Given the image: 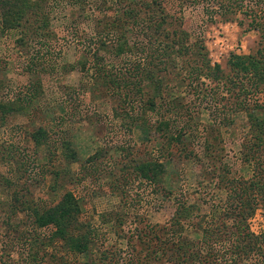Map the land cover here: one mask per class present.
Instances as JSON below:
<instances>
[{
  "label": "rangeland",
  "instance_id": "obj_1",
  "mask_svg": "<svg viewBox=\"0 0 264 264\" xmlns=\"http://www.w3.org/2000/svg\"><path fill=\"white\" fill-rule=\"evenodd\" d=\"M222 2L166 0V9L181 16L178 24L189 42L203 44L211 64H219L227 74L230 54L254 53L259 35L246 30L250 19L236 6L218 13L210 10ZM256 5L258 11L264 9V0ZM44 6L50 15L46 38H29L21 45L18 30L6 31L0 25L1 101L28 92L34 81L27 71L31 61L45 68L40 75L43 91L33 108L0 121V232L9 220L8 207L2 204L14 196L30 207H51L67 191L81 201V216L97 232L99 248L119 250L125 258L129 242L141 250L135 233L148 231L149 225H164L180 202L209 218L225 198L220 180L250 175L242 155L250 130L246 112L233 109L234 100L218 82L201 77V92L196 95L189 94L192 86L178 88L172 82L175 94L184 98L182 104L178 98L175 108L181 114L177 118L175 110L161 112L163 119L172 120V133H181V140L169 142L160 133L149 134V124L159 117L142 112L137 100L122 103L93 91L90 73L80 67L86 56L84 40L101 31L109 19L103 13L112 15L115 1L102 6L100 0H46ZM76 29L83 33L74 36ZM107 59L108 67L120 64L113 57ZM39 127L47 131V138L36 146L31 134ZM64 142H71L76 151L74 161L67 157ZM150 159L165 167L158 186L136 172ZM27 213L19 212L12 221L25 228L30 224ZM250 227L257 234L264 231V211L256 212ZM19 256L11 257L19 260Z\"/></svg>",
  "mask_w": 264,
  "mask_h": 264
},
{
  "label": "trees",
  "instance_id": "obj_2",
  "mask_svg": "<svg viewBox=\"0 0 264 264\" xmlns=\"http://www.w3.org/2000/svg\"><path fill=\"white\" fill-rule=\"evenodd\" d=\"M100 1L102 6L115 1L117 7L115 11L105 7L113 11L112 15L103 13L105 18L109 16L104 27L84 40L86 56L80 67L90 73L93 91L106 96L108 93L122 103L137 100L142 112L159 117L149 124V134L154 131L178 143L181 133H172V120L163 119L161 112L174 111L178 98L181 104L184 100L175 94L171 83L184 89L192 86L189 94L196 95L201 92V77L218 82L234 100L233 109L246 112L250 130L242 155L250 175L220 180L225 198L209 218L193 205L178 203L164 225H149L148 231L135 233L141 250L127 243V258L119 250L102 248L103 245L99 248L98 234L84 222L81 201L72 192H65L61 201L51 207H30L14 196L2 204L8 207L9 220L5 231L0 232V264H264V231L257 234L250 227L256 212L264 211V9H256L263 0H225L217 9H210L218 13L236 6L250 19L246 30L259 35V47L254 53L230 54L227 74L219 64H211L203 44L189 42L188 33L178 24L181 16L167 11L166 0ZM44 3L46 0H0L1 28L18 30L21 45H26L29 38H44L50 29ZM79 33L83 31L76 29L74 36ZM108 56L120 62L119 66L108 67ZM29 64L27 71L34 81L28 92L10 102L0 100L3 123L11 114L33 108L43 91L40 75L45 68L36 67L32 61ZM3 84L0 79V90ZM180 114L175 110L174 116L178 118ZM46 138L43 127L31 134L36 146L44 144ZM64 144L67 157L74 161L76 151L71 142ZM136 170L150 185L158 186L164 180L165 167L158 159L142 162ZM25 210L30 224L21 228L12 218ZM189 232L195 236L191 238ZM12 253L20 254L19 260H14Z\"/></svg>",
  "mask_w": 264,
  "mask_h": 264
}]
</instances>
